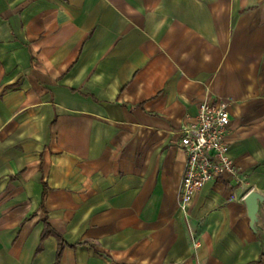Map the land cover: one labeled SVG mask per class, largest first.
<instances>
[{"label":"crops","instance_id":"0c3cea01","mask_svg":"<svg viewBox=\"0 0 264 264\" xmlns=\"http://www.w3.org/2000/svg\"><path fill=\"white\" fill-rule=\"evenodd\" d=\"M218 99L238 175L184 207L180 130ZM253 188L264 0H0V264H264Z\"/></svg>","mask_w":264,"mask_h":264},{"label":"built area","instance_id":"2783aa9c","mask_svg":"<svg viewBox=\"0 0 264 264\" xmlns=\"http://www.w3.org/2000/svg\"><path fill=\"white\" fill-rule=\"evenodd\" d=\"M230 122L229 101L218 99L201 102L197 114L183 123L179 145L186 154L181 191L184 207L209 181L223 175L237 177L226 139Z\"/></svg>","mask_w":264,"mask_h":264},{"label":"water","instance_id":"95a60500","mask_svg":"<svg viewBox=\"0 0 264 264\" xmlns=\"http://www.w3.org/2000/svg\"><path fill=\"white\" fill-rule=\"evenodd\" d=\"M264 203V191L257 188L251 189L243 198L246 215L250 226L257 236L261 246L264 245V228L261 216V206Z\"/></svg>","mask_w":264,"mask_h":264},{"label":"trees","instance_id":"16d2710c","mask_svg":"<svg viewBox=\"0 0 264 264\" xmlns=\"http://www.w3.org/2000/svg\"><path fill=\"white\" fill-rule=\"evenodd\" d=\"M44 236H46V232L44 233ZM59 256H60V250H59V253H58V260H59Z\"/></svg>","mask_w":264,"mask_h":264}]
</instances>
